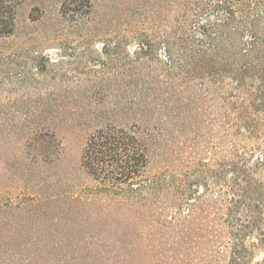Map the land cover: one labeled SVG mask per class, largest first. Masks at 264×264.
<instances>
[{
  "label": "trees",
  "instance_id": "16d2710c",
  "mask_svg": "<svg viewBox=\"0 0 264 264\" xmlns=\"http://www.w3.org/2000/svg\"><path fill=\"white\" fill-rule=\"evenodd\" d=\"M22 4L0 0V264H264V0H102V121L57 37L91 0L6 46Z\"/></svg>",
  "mask_w": 264,
  "mask_h": 264
},
{
  "label": "rangeland",
  "instance_id": "374dc122",
  "mask_svg": "<svg viewBox=\"0 0 264 264\" xmlns=\"http://www.w3.org/2000/svg\"><path fill=\"white\" fill-rule=\"evenodd\" d=\"M62 0H23L17 17V33L18 36L14 40L6 42L4 45L18 47V40L25 39L24 37H36L42 35L41 30L51 27L55 24L59 5ZM139 2L141 0H138ZM93 3L92 18L94 23L80 22L72 24L64 28L63 32L58 31V36L61 40L68 43L71 48L70 57H67L69 73H68V89H86L89 92V99H80L79 96L73 98L71 105L73 107H88L99 111V118L102 121V108L110 110L115 100L102 99V0H91ZM136 4L132 2V5ZM151 4V3H150ZM150 9V7H149ZM149 11V10H148ZM115 15V13H113ZM33 16V18H31ZM37 17L38 23H32L31 20ZM35 21V20H33ZM58 27V26H57ZM31 29V31H30ZM62 29V28H61ZM28 30V32H26ZM89 33L96 34L93 38H86ZM87 34V35H86ZM101 35V36H100ZM92 39V40H91ZM87 41V42H86ZM87 43V44H84ZM46 53L52 55V58L57 59L54 51L48 50ZM89 56V57H88ZM65 87L62 86V89ZM110 89H117V82L109 85ZM96 91L100 94L96 95ZM93 121L90 119L89 124ZM78 132L72 131L70 136L63 142V148L67 154L65 164L68 168L77 169L79 160L77 158L82 147L84 134L81 129L77 128ZM64 166V164H63ZM24 170L15 171V176H12V183L8 185L17 187L20 183L19 177L23 176ZM77 175V176H76ZM75 180L77 185H95L90 177L83 175L81 172H76ZM46 176V175H45ZM53 183V181H51ZM219 264H225L221 261Z\"/></svg>",
  "mask_w": 264,
  "mask_h": 264
}]
</instances>
